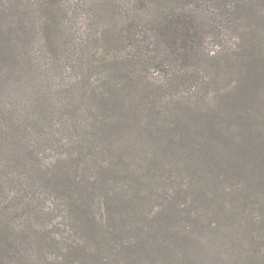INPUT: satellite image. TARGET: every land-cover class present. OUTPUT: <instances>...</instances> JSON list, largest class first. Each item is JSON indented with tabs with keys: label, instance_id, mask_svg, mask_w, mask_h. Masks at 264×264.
<instances>
[{
	"label": "rangeland",
	"instance_id": "rangeland-1",
	"mask_svg": "<svg viewBox=\"0 0 264 264\" xmlns=\"http://www.w3.org/2000/svg\"><path fill=\"white\" fill-rule=\"evenodd\" d=\"M151 6L201 40L120 102L76 93L59 32L0 54V264H264V0Z\"/></svg>",
	"mask_w": 264,
	"mask_h": 264
},
{
	"label": "trees",
	"instance_id": "trees-1",
	"mask_svg": "<svg viewBox=\"0 0 264 264\" xmlns=\"http://www.w3.org/2000/svg\"><path fill=\"white\" fill-rule=\"evenodd\" d=\"M68 1L0 0V19L5 28V34H0L3 69L23 59L18 51L27 42H37L34 33L44 37L52 53L54 47L58 51L55 34L59 32L68 56L66 62L79 71L72 81L76 93L80 97L88 94L98 108L117 95L120 102V92L131 86L130 79L149 73L164 60H192L201 40L190 16L166 10L152 14L151 0ZM56 56L53 59L58 68L60 57ZM113 76L123 78V82H114ZM2 237L6 245L0 251L19 256L20 243L6 234Z\"/></svg>",
	"mask_w": 264,
	"mask_h": 264
}]
</instances>
